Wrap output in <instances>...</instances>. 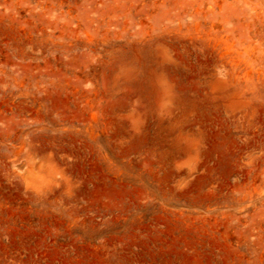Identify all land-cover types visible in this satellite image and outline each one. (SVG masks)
I'll list each match as a JSON object with an SVG mask.
<instances>
[{
  "label": "rangeland",
  "instance_id": "obj_1",
  "mask_svg": "<svg viewBox=\"0 0 264 264\" xmlns=\"http://www.w3.org/2000/svg\"><path fill=\"white\" fill-rule=\"evenodd\" d=\"M0 264H264V0H0Z\"/></svg>",
  "mask_w": 264,
  "mask_h": 264
}]
</instances>
